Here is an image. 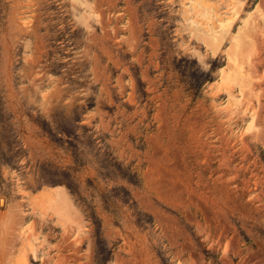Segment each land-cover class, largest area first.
Wrapping results in <instances>:
<instances>
[{
    "label": "rangeland",
    "instance_id": "1",
    "mask_svg": "<svg viewBox=\"0 0 264 264\" xmlns=\"http://www.w3.org/2000/svg\"><path fill=\"white\" fill-rule=\"evenodd\" d=\"M0 264H264V0H0Z\"/></svg>",
    "mask_w": 264,
    "mask_h": 264
}]
</instances>
